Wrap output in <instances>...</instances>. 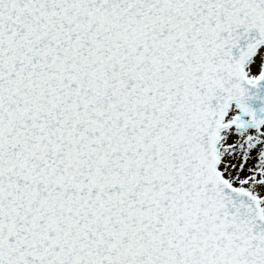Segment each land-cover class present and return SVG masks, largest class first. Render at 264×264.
I'll return each instance as SVG.
<instances>
[{
  "label": "snow or ice",
  "instance_id": "1",
  "mask_svg": "<svg viewBox=\"0 0 264 264\" xmlns=\"http://www.w3.org/2000/svg\"><path fill=\"white\" fill-rule=\"evenodd\" d=\"M0 264H264V0H0Z\"/></svg>",
  "mask_w": 264,
  "mask_h": 264
}]
</instances>
